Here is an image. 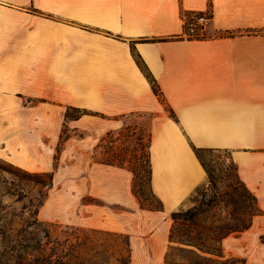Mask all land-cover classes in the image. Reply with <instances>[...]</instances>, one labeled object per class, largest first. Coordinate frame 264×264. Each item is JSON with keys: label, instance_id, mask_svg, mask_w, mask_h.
<instances>
[{"label": "crops", "instance_id": "1", "mask_svg": "<svg viewBox=\"0 0 264 264\" xmlns=\"http://www.w3.org/2000/svg\"><path fill=\"white\" fill-rule=\"evenodd\" d=\"M208 8L207 37L179 39L181 15ZM72 109L83 115L68 127L87 131L149 116L150 188L162 204L146 212L152 225L168 216L171 225V213L205 184L192 147L230 151L264 213V0H0V158L28 172L51 171L64 114ZM71 140L61 161L76 147ZM95 145L78 144L79 170L86 169L78 191L90 201L80 198V210L98 215L82 226L130 234L121 217L137 208L132 174L89 163ZM254 224L264 234V215ZM151 243L149 264H158L168 245L153 237ZM141 252L131 248L130 259Z\"/></svg>", "mask_w": 264, "mask_h": 264}, {"label": "rangeland", "instance_id": "2", "mask_svg": "<svg viewBox=\"0 0 264 264\" xmlns=\"http://www.w3.org/2000/svg\"><path fill=\"white\" fill-rule=\"evenodd\" d=\"M157 100L167 111L164 100L161 98ZM65 114L71 119L65 118ZM65 114L55 148L52 170L48 171L53 172L52 186L36 217L31 211L24 210L23 206L29 205L31 200L36 204L43 199L45 190L33 183L42 180L26 176L23 171L29 174L32 172L0 158V264H22L24 245L30 246L33 250L42 248L47 254L56 240L82 243V248L78 251L81 257L84 253L88 254L89 264H118L116 260L126 263L127 259L129 262V258L126 256L127 252L124 253L123 242L127 238L129 249L142 251L134 262L130 259V264L155 262V259L147 256L148 250L156 244L151 243V238L167 246L168 244L163 240L166 234L165 225L169 227L170 222L168 216L166 222L160 218L159 225L158 223L152 225L154 220L151 221L149 218L153 216L146 213L152 202L146 182V172L149 168V116L140 114L126 119L119 118L121 124L116 129L102 128L99 131H87L68 127L69 122L78 116L77 112L68 111ZM262 132L264 139V131ZM68 138H72L71 141L76 147L70 149L64 162L61 161L60 155ZM85 139H90L91 144L96 143L91 151L92 162L89 163L126 168L132 174L131 188L137 199V208L134 211H127L129 213L126 218L121 217V220L130 227V234L113 235L114 233L91 230L82 226L85 221L83 219L88 216L98 217L94 212L81 211L79 206L80 198L84 199L85 203L90 202L87 198L89 195L84 194L80 197L78 191L80 189L78 181L80 177L85 176L86 171L85 167L82 171L79 170L81 150L78 144ZM226 157H229L227 153L219 155V161H223ZM206 159L210 162L211 158ZM188 205L190 204L186 203L182 208ZM118 253L122 254L121 259ZM223 256L238 259L242 264H264V234L261 228L254 224L243 233L227 237L223 241ZM163 258L158 264H163Z\"/></svg>", "mask_w": 264, "mask_h": 264}, {"label": "trees", "instance_id": "3", "mask_svg": "<svg viewBox=\"0 0 264 264\" xmlns=\"http://www.w3.org/2000/svg\"><path fill=\"white\" fill-rule=\"evenodd\" d=\"M144 42H156L154 40ZM133 59L137 66L148 80L153 94L161 98L158 86L151 77L140 58L133 52ZM79 116L83 115L78 110ZM169 116L175 119L173 112L168 109ZM65 118L71 119L66 116ZM75 118V119H76ZM149 149V145H148ZM192 151L199 161L206 175L205 184L197 187L188 198L190 205L171 213V225L167 235V250L163 258V264H242V261L235 258H225L223 256V241L231 236L243 233L251 228L253 219L263 215L258 208L256 197L244 185L238 175L237 165L231 159L230 151L225 149H202L192 147ZM227 153L223 161H219V155ZM211 158L210 162L206 158ZM147 185L149 196L152 200L148 211H161L162 204L153 195L150 188L151 167L148 153ZM26 176L42 182L33 183L45 190L43 199L29 201V205L24 204L23 209L31 211L35 217L42 207L48 191L52 186L53 172L25 173ZM34 210V211H33ZM115 235V233L113 234ZM121 235V234H119ZM119 237L120 236H116ZM127 237V236H126ZM124 253L127 258L126 263L116 260L118 264H130V249L128 238L123 242ZM82 243H72L55 241L49 253L44 249H31L24 245L22 253V264H89L88 254L83 257L79 254ZM128 249V250H127ZM80 259H79V257ZM87 256V257H86ZM118 256L122 257L121 253Z\"/></svg>", "mask_w": 264, "mask_h": 264}, {"label": "built area", "instance_id": "4", "mask_svg": "<svg viewBox=\"0 0 264 264\" xmlns=\"http://www.w3.org/2000/svg\"><path fill=\"white\" fill-rule=\"evenodd\" d=\"M212 19L210 8L206 11L181 15L182 30L179 39L199 40L207 37L208 28Z\"/></svg>", "mask_w": 264, "mask_h": 264}]
</instances>
